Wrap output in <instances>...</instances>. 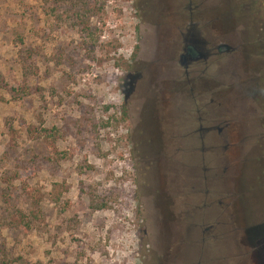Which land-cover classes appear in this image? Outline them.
<instances>
[{
	"label": "rangeland",
	"instance_id": "obj_1",
	"mask_svg": "<svg viewBox=\"0 0 264 264\" xmlns=\"http://www.w3.org/2000/svg\"><path fill=\"white\" fill-rule=\"evenodd\" d=\"M196 1L0 0V264H182L186 225L156 218L183 209V148L144 149L153 107L182 125L202 92L173 49ZM226 227L206 264H249Z\"/></svg>",
	"mask_w": 264,
	"mask_h": 264
},
{
	"label": "flooded vegetation",
	"instance_id": "obj_2",
	"mask_svg": "<svg viewBox=\"0 0 264 264\" xmlns=\"http://www.w3.org/2000/svg\"><path fill=\"white\" fill-rule=\"evenodd\" d=\"M189 4L194 10L191 20L173 43L184 67L185 83L178 86L182 93L202 92L189 100L182 125H174L177 119L168 111L159 117L163 126L153 107L150 147L144 150L156 155L168 145L181 146L183 166L191 177L184 186L192 190L184 192L183 209L166 210L156 219L160 225H186L181 237L186 243L176 255L182 264L211 262L202 243L215 240L217 226L226 234L227 225L234 259L245 256L249 264H257V257L263 264L256 236L264 227V0ZM247 163L254 167L251 173L245 170ZM209 186L215 187L214 193ZM202 233H210V238ZM241 246L250 253L245 255ZM158 264L171 262L160 259Z\"/></svg>",
	"mask_w": 264,
	"mask_h": 264
}]
</instances>
